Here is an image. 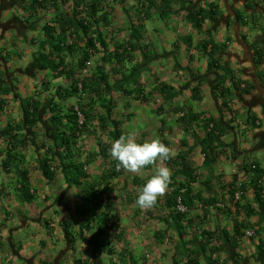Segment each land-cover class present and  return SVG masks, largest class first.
<instances>
[{
	"label": "crops",
	"instance_id": "1",
	"mask_svg": "<svg viewBox=\"0 0 264 264\" xmlns=\"http://www.w3.org/2000/svg\"><path fill=\"white\" fill-rule=\"evenodd\" d=\"M20 1L1 0L0 5V42L3 44H0V54L8 59L7 62H3L0 57V73L4 75L2 87L10 88L7 95L0 94V101L5 102V106L0 110V132L13 121L17 124L23 122V101L33 97L34 92L38 93L37 74L39 71L36 57L45 52V49H49L42 32V26L45 23H38L40 13L43 11L37 10L38 13L31 18L33 13L30 9L31 0H24L22 5ZM212 2L219 6V19L207 22L201 31L196 30L187 21V15L195 6L201 5L207 8ZM167 5L173 9L171 12L169 10L164 18L158 13L159 16L154 15L151 23H144L148 30L147 34H135L136 30L132 27L130 41L123 42L132 43L136 48L133 51L136 57L130 67L132 72L127 71L128 76L125 83H133L142 87L144 90L141 89L142 94H145L147 100L144 102L138 100L139 96L136 99L118 98L119 108L116 111L119 115L115 114L116 116H112L111 119L114 124H112L113 133L118 134L119 132V137L129 131H135L137 142L142 143L144 140L159 136L166 146L174 149L176 155L172 159L173 164L168 165L165 162L172 172L171 183L166 194L158 199L155 206L148 210H141L133 203V200L137 197V188L143 186L150 178L143 172L151 173V166L147 171L143 170L141 174H132L122 170L124 174L115 180L122 184L123 193L130 190L128 195L131 197L129 198L130 205L124 204L118 208V220L114 219L117 210L115 204L111 208L112 221L117 222L115 233L118 238L112 239L111 237L110 240L102 238L100 246H96L91 239L90 234L92 233L85 232L83 227V230H79L81 224H84L83 217L79 213L77 219L81 224L77 230L79 233L89 232L90 236L85 237L80 234V240L75 246V257L70 251L63 258L71 255L73 260L77 258V260H87L90 264H108L111 260L118 262V252L121 253L128 247L130 248L128 252L134 258L139 256L140 250L148 247L141 235L147 228L145 225L139 226L134 217L139 220L138 216L142 218L146 216L144 223L152 226L151 229L154 230L152 236L156 237V233L161 235L149 242V247L152 248L149 257L152 258L154 264L186 263L187 251L198 246L197 239L193 237L194 232L200 234L206 231L220 233L225 231L229 235V241L223 237L217 243L222 261L229 260L228 264H264V249H258V246L264 243V196L263 204H257L251 183L253 173L243 169V166L249 169V166L254 164L263 169L264 174V82L262 80L264 65L257 66L254 57L255 51L261 49L264 51V0H174ZM174 8L178 10V14ZM237 12L246 24L239 23L236 18ZM248 14H251L253 24L249 23ZM256 15L258 18H254ZM138 23L143 24L140 21ZM223 36L227 38L223 39ZM188 37L192 38L189 46L186 44ZM207 40H212L219 46L217 55L221 57L220 75L224 77L228 69L232 71L231 79L226 83L227 86L232 87L235 81L241 86L252 84L255 88L249 96H243L238 90L232 88L229 106L233 114L221 111V101L214 92L218 76L207 74L208 57L199 46ZM32 43H38V46L33 48ZM22 44L26 46L24 51L18 49ZM11 48L17 50V54L11 55L9 51ZM120 83L119 85L115 83L113 86H120ZM144 83H147V87ZM160 84H166L174 89L170 101L164 102L162 96L157 94L156 89ZM198 86L201 90V100L195 101L191 98L192 90ZM149 93L153 95L150 96ZM38 99L42 103V111L45 112L40 126L42 125L47 132L54 134V128L46 121L47 117H50L47 112V103L44 104L43 98ZM184 106L195 114L222 118L225 122L234 120L231 126L235 127V130L222 138L226 146L207 150L202 143L204 138L202 130L195 127L185 131L179 127L176 122L179 115L172 109ZM160 107L163 110L162 113L158 112ZM123 112L127 115L123 116ZM252 117L258 120L259 127L252 126L250 123ZM237 126L245 132L241 136L238 129L236 131ZM34 130L36 129L27 128L22 132H15L20 138L23 136L27 139L29 145L21 146L15 153H17V164L21 170H27L30 164L31 168L34 167V171L29 172L30 185L36 190V195L38 197L40 195L44 200L56 184L48 183L40 164L36 162L38 150L32 139ZM112 143L113 139L108 144L111 146ZM246 143L252 148L249 149ZM7 147V140L0 133L1 169ZM28 152H32L29 157ZM252 152L260 156L261 163L257 160L248 162V157ZM19 154L27 156L25 162L19 161ZM182 158L185 160L183 161ZM226 166L231 167V172L226 170ZM13 170L14 167L11 172L6 173L2 169L5 175L3 182L0 183V264H41L44 261L50 264L52 259H57L56 255L60 254L67 244L59 226L62 214L58 213V205L47 207L48 214L53 216L43 215L44 220L45 223L49 220L51 226L56 228L55 231L52 233L44 229V234L39 233L36 237L35 234L32 235L33 229L37 231L33 223L37 225L38 222L31 219L32 211L29 204L23 203L19 197L17 191L19 177L13 173L15 171ZM35 180L45 185L44 190L34 187ZM94 180L96 181L97 178L95 177ZM112 183L111 181L108 184L109 188H112ZM261 185L264 189V178ZM179 187H183V191L191 192L189 198L194 200V206L187 215V218L192 221L191 226L187 220L174 222L172 218L169 219L170 211L163 208L164 198ZM232 187L242 192L238 201L235 199L236 193L231 195ZM80 188L82 187H79V190ZM79 190L78 196L81 193ZM112 190L111 196L115 198L117 190L116 188ZM202 200H214L215 203L207 206V203H201ZM81 205L82 203L76 207V213L79 212ZM128 225L134 227L127 229ZM235 225L240 226L239 230L244 234L239 242L233 236ZM248 231H253L254 236L247 237ZM26 233L29 235L27 236ZM41 242H47L49 251L46 256L40 251ZM232 243L237 244L235 250L232 249ZM109 247L115 252L112 256L107 254ZM146 253L148 251H145ZM64 260H60L59 263L64 264ZM201 261L200 264L209 263L203 259ZM135 262L140 264L136 258ZM146 262L151 263V260L147 259Z\"/></svg>",
	"mask_w": 264,
	"mask_h": 264
},
{
	"label": "trees",
	"instance_id": "2",
	"mask_svg": "<svg viewBox=\"0 0 264 264\" xmlns=\"http://www.w3.org/2000/svg\"><path fill=\"white\" fill-rule=\"evenodd\" d=\"M53 1L54 0H31L30 9L33 10L31 18L34 17V14L38 13L37 10H48L50 8L57 9L52 3ZM172 1L174 0H144L141 4L142 9L140 10V13L143 15L142 18H144V20L151 18L152 12L158 10L159 7H161V9L168 10L167 12L159 13L160 16L164 18L169 10L171 11V7H169L167 3ZM24 2V0L20 1L21 4ZM106 6L110 8V4L107 2V0L106 3L105 0H79V2H77L76 8H82V12L85 14V17L79 15L78 18H75L74 16L68 14H57L53 22L46 23L42 27V32L47 44L49 45V49L38 54L36 57L37 69L39 72L52 74L54 80L64 79L65 81L70 82L69 91L62 89L60 88L61 86H59L57 88L56 94L52 97L50 96V100L47 103L50 117L46 121L49 122L54 128L55 140H53L57 143V150L64 151L61 167L65 173V182L66 184L75 187L82 186L83 180L90 179L89 173L86 170V163L73 160V147L75 146L76 141L84 131H90V125L94 121L99 122L98 128L102 129V132H105L109 128L110 124H113L112 119L108 118V115L103 116L92 114V107L94 108L97 101H106L105 95L109 94L112 89L117 88V86L114 87L109 82V75L106 73L104 66L108 64L113 65L114 67H111L112 74L116 76L120 74L122 76V79L115 81L116 84H119L120 81L122 82L119 86L120 91L123 90L122 93L128 97L133 95V93H128L125 91L126 89L124 87L126 86L125 81L127 78L123 74L121 66L125 62H128V60L130 61V54L131 52L135 51L136 48L134 46L132 47L131 45H117L113 51L109 49V43L107 41L106 35L100 30V26L104 28L111 26V16L109 13L110 9L107 11ZM101 12H103V14L100 15ZM219 17V6L215 2H212L207 8H204L201 5L195 6L187 15V21L196 30L201 31L207 22H214L218 20ZM140 18L141 17H139V19ZM236 18L241 25L244 23L246 24L239 12H237ZM138 26H141L140 28L143 29L142 23ZM137 27L135 25L133 26L134 30L140 33V29H137ZM69 38H75L73 43H67ZM186 40V44H188L187 46L191 45L192 38L188 37ZM199 46L204 54L208 57L207 74H217L218 76L217 82L214 85V92L215 96L221 101L220 109L223 112L227 111L228 113L233 114V111L229 106V100L232 97V88L238 90L243 96H249L251 91L255 88L252 84H244V88H241V85L235 81H233L232 87H228L226 83L229 79H231L230 77L232 71L228 69L227 74L224 77L220 75L219 72L221 70V57L217 55V53H219V46L212 40L202 42ZM66 52L71 53V55H74L75 53L80 54L75 66H70L66 62L67 56L64 54ZM0 57L3 59V62L8 61V59L2 57L1 54ZM254 57L255 64L257 66L264 65L263 49L255 51ZM93 59H97L100 64V67L97 69L98 74L96 77L83 78L82 70L84 69L86 63L92 61ZM3 76L4 75L0 73V94L7 95V93L10 92V88L2 87V83H4ZM262 77L264 82V72ZM79 85L82 86V91L86 94V98H90L87 104L79 105V112L83 114L85 119L82 124L79 122L78 112L75 110V107L66 109L64 105L60 103V100L63 98H76L81 101L84 100L79 95ZM156 90L157 94L162 96L164 102L170 101V97L174 94V89L166 84H160ZM140 94H142V91ZM200 94V86L193 88L191 96L192 100H201ZM149 95L152 96L153 94L149 93ZM142 98L143 102L144 100H147V97H144L143 95ZM4 106L5 102L0 101V110H2ZM102 106L109 110V101H106L104 104L102 103ZM22 109L24 115L23 122L21 124H17L15 121H13L0 132L1 136L5 138L8 143V147L5 150L6 156L2 163V169L4 172L9 173L11 172L12 167H16L14 170H16L15 174L19 177V187L17 188V191L20 195L19 197L23 203L30 204L34 202L36 196L32 193L29 171L21 170L19 168V164H17V153H15V151L21 146H29L28 140L24 139L23 136L20 138L19 134L15 132H22L27 128H32L33 126L42 123L45 112L42 111L41 101L36 97L24 100L22 103ZM89 110H91V112H89ZM162 111L163 110L160 107L158 112L162 113ZM172 111L179 115V118L176 120V122L183 130L188 131L195 127L202 130L204 133L202 143L205 148H207V150L225 147L226 145L223 143L222 138L235 130V127L231 126V123L234 122V120L225 122L222 118L217 119L213 117H206L203 114H195L189 108H187V106L173 108ZM257 121L258 120L254 117L250 119V123L254 127H257ZM61 128H63V131L60 130ZM106 133H109V131L107 130ZM109 135L112 136L113 141H115L118 139L120 134L119 132L116 134L115 132L113 133V131H110ZM98 147H100L102 155H109V149L111 147L110 145L99 144ZM43 148H46V146L43 145ZM53 148L54 147L51 146L46 149L44 161H42L40 165L43 175L48 180V183H52L55 176L52 166L49 163L57 157ZM206 153L205 155L207 156ZM182 160L184 161L185 159L182 158ZM166 163L168 165H172L173 160L170 159L166 161ZM113 164V171H110L109 173H103L100 181L90 183L88 186L82 187V192L85 196L84 204L82 207H80L79 213L83 217L84 231H89L92 233L91 239L96 246H100V241L102 238L110 239L111 237L109 232L117 229V224L115 221H112L113 215L111 214L112 190L108 187H105V184L108 182V178L117 177L116 162H113ZM147 169L148 167L146 170ZM243 169L246 172L253 173L251 183L253 184L255 191L256 202L257 204L262 205V198L264 196V189L261 185V181L264 178L263 169H260L258 165L255 166V169H248L247 166H243ZM183 190V187L177 188L164 198L162 204L164 209L170 211L169 219L172 218L174 222H183L184 220H187L191 226L192 221L187 218V215L189 214V210L194 206V200L189 198L191 192L188 190ZM231 191V195L233 196L235 193L233 187ZM103 196L107 201H105ZM178 199L182 200L183 204L188 210L187 213L182 214L176 210ZM135 200L136 199L133 200V203H135ZM201 203H207L206 205L210 206L214 204L215 201L202 200ZM72 224V221H63L62 223L65 238L71 245L76 244L77 242L75 233L73 229H71ZM95 225H97L98 228L94 231L93 226ZM46 226L48 227L47 224ZM239 228L241 227L237 225L234 226L233 236L237 239V242H239L244 236V234L240 232ZM200 234L194 232L193 237L197 239L196 242L198 246H195L187 251V261L185 264H200L202 263V259L208 261V264H228L229 260L222 261L220 258L221 252L220 248L217 246V243H219L223 237L225 240L229 241V235L227 232L223 231L220 233L217 231H206ZM160 236V234L156 233V237ZM236 248L237 244L232 243V249L235 250ZM258 249L263 250L264 243L259 245ZM107 250V254L109 256L114 255L113 249L109 247ZM125 259L130 260L131 264H137L135 262L134 256L130 252L127 250H122L118 256V263L121 261L124 264V262H126ZM75 264L90 263L87 260L83 261L78 259Z\"/></svg>",
	"mask_w": 264,
	"mask_h": 264
},
{
	"label": "rangeland",
	"instance_id": "3",
	"mask_svg": "<svg viewBox=\"0 0 264 264\" xmlns=\"http://www.w3.org/2000/svg\"><path fill=\"white\" fill-rule=\"evenodd\" d=\"M143 1L144 0H127L125 2L123 0H107V2L110 4V8L107 6L106 7H107V11H109V9H110L109 13L111 16V22H110L111 26H109L108 28H104V27L100 26V30L102 32H104V34L106 35L107 41L109 43L108 44L109 49L111 51H113L117 45H124L125 46L127 44L128 45L132 44V43L129 44V43H123V42L130 41V39H131L130 36L132 35V32H133L132 27L134 25L137 27L139 25L138 21L142 20L141 22H143V24H142L143 29L140 28L141 26L140 27L138 26L137 29L139 28L140 33L145 35L148 33V30L145 28L146 24H144V23H147V22L151 23L153 21L152 18L154 15L159 16L158 13H160L161 11H163V12L168 11L167 9L164 10V9H161V7H159L158 10L152 12L151 18L144 20V18H142L143 17L142 13H140V10L142 9L141 4L143 3ZM77 2H79V0H60V1L54 0L52 3L55 5V7L57 9L50 8L48 10H42L43 13H40L41 17L38 19V23L43 22L46 24V23L53 22L54 18L57 14L58 15L59 14H68V15L74 16L75 18H78L79 15H82V17H85V14L82 12V8H79V7L76 8ZM105 3H106V0H105ZM10 4H12L11 1H10ZM0 5H1V0H0ZM20 5H22V4H20ZM257 7L259 8L260 6L258 5ZM171 9H173V8H171ZM175 9L176 8H174V10ZM175 11H177V14L179 13L177 9ZM81 13H83V14H81ZM101 14H103V12H101L100 15ZM18 16H20V15H18ZM139 17H141V18L139 19ZM255 17L258 18L257 15L254 16V18ZM248 18H249V23L253 24L251 14H248ZM38 28H39V26H38ZM140 33L137 31L135 32V34H140ZM222 38L224 39L227 37L223 36ZM74 39L75 38H72V39L69 38L67 43H69V44L73 43ZM132 40H133V38H132ZM0 44H2V43L0 42ZM37 44L38 43H35V44L32 43L31 46H33V48H36L38 46ZM131 46L133 47V44ZM25 47H26L25 44H22L21 46L18 47V49L20 51H24ZM9 51L11 52V55L17 54V50H14L12 48ZM45 51H47V49H45ZM132 53L133 52H131V54ZM64 54H65V56H67L66 62L70 66H75L76 61L79 59L80 54L75 53L74 55L73 54L71 55V53H68V52H66ZM131 54H130V57H131L130 61L128 60V62H125L121 66L123 74L126 77L128 76L127 71L132 72V69H130V67H132V63L136 57L135 56L136 53H133L132 54L133 56H131ZM92 63L93 64L91 67V71L89 72V76L86 78L96 77V75L98 74L97 69H98V67H100L98 60L93 59ZM104 67H105L106 73L109 75V82L112 85H115L116 80L122 79V76L120 74L117 76L112 74L111 67H114L113 65L108 64ZM37 78H38L37 81L39 82V83L37 82V89H38L37 91L39 94H37V92H34L33 97H36L37 99L43 98L45 105L50 100V96L52 97L53 95L56 94L57 88L59 86H61L60 88L66 90V91H69L70 82L65 81L64 79H59L58 81H54L53 76L50 73H44V72L40 73L39 72V74H37ZM43 84H44V86H43ZM132 84L133 83L127 84V82H126V86L124 85L125 86L124 88L126 90L125 89L124 90L127 91L128 93L129 92L133 93V95L130 98L136 99L139 96L138 100L143 101L142 95H144V97H145V94H140L141 89L143 90V88L140 86L138 87L137 84H133V85ZM144 85L147 87V83H144ZM119 90H120V87L118 86L117 88L112 89L109 94L105 95L106 101H109V110L102 106V103L104 104L106 101H103V100H102V102L97 101L94 108L92 107V114L93 115L98 114V115H103V116L108 115V118H112V116L119 115V112L116 111V109L119 108L117 106V105H119V103L117 102L118 101L117 99L120 97H128L122 93L123 90L122 91H119ZM40 96H42V97H40ZM33 97H31V98H33ZM89 99L90 98L87 97L81 101V100L76 99V98L75 99L63 98L60 100V103L62 105H64V107L66 109H71L72 107L74 108V107L79 106V105L87 104ZM38 100H40V99H38ZM126 110H128L127 106H126ZM109 111H110V113H109ZM47 112H48V110H47ZM89 112H91V110H89ZM125 115H127V114L123 112V116H125ZM48 118L49 117H47V119ZM98 124H99L98 121H94L90 125L91 126L89 128L90 131H84L81 134V136L79 137V139L76 141L75 146L73 147V151H74V155L72 156L73 160H77V161H81L83 163H86V166H87L86 170L89 173V178H90L88 180H83L82 186H80V187L88 186V184H90V183L98 182L101 179L100 177H101L102 173H105V172L109 173L110 171H113V165H114L113 162H115V161H113L111 159L110 155H108V156L102 155V153L100 151V147H98L99 144L110 145L108 143H109V141L112 140V136H110L109 133H110V131H113L112 130L113 125L110 124L109 128L107 129L109 131V133H106L107 130L105 132H102V129L98 128ZM257 127H259V126H257ZM33 128L36 129L32 132V139L34 140V143L36 144V147L38 150V152H37L38 159L36 160L38 165L39 164L41 165V162L44 161L45 152H46V149L48 147H51V146L54 147L53 149H54V152L56 153L57 157L54 158L51 162H49L51 164L52 170L55 174L54 181L52 183H55L56 185L53 186L51 191L49 192V194L46 195L47 199L43 200L40 197V195L38 197V195H36V190L32 189L33 190L32 193L36 196V198H35L34 202H32L33 204H31V203L29 204L31 211H32L31 219L34 220L35 222H38V224H39V225L38 224L35 225L36 223H33L34 228H37V231L33 229L32 235L35 234V237H36L39 233L44 234V229L51 231L52 233L55 231L56 228L51 226V224L49 223V220H46V223H45L43 215H45V216L47 215L49 217L53 216V215L48 214L49 209L47 210V207H49L50 205H51V207L53 205H58V209H57L58 213L62 214L61 215V221L59 222V224H60L59 226L61 227L63 233H64L63 226H62L63 221L64 222L72 221L73 224H72V227L71 226L70 227H71V229H73L75 236L77 238V241L80 240V234H83L85 237H89L91 235V234L88 235L89 232L87 234L83 233V232L79 233V231L77 230V228L80 226L81 223L77 219L79 212L76 213V211H77L76 207L80 203H82V205L84 204V196L85 195L82 192V188H80L81 190H79V187L68 185L65 182V179H64L65 173L63 172L62 167H61V163H62L61 161L63 158L62 156L64 154V151L63 150H61V151L57 150V148H56L57 143H56V141H54L55 140L54 134L47 132L45 130V128H43L42 125L40 126V123L35 125L34 127H32V129ZM237 129H238V132L240 133V136L242 135V133H245V132H242V130L239 126L236 127V131H237ZM60 130L63 131V128H61ZM43 145H45L46 148H43ZM247 147H249V149L252 148V146L250 144H247ZM35 153H36V150H35ZM27 154L29 157L32 155V152H28ZM21 156H22L21 154L18 155V158L20 159L19 161L25 162L27 156H22V158H20ZM248 159H249L248 162L257 160L258 162L261 163L260 156L256 152H252L251 155H249ZM49 161H50V159H49ZM30 166H31V164L29 165V168L31 170H29V168H27V170L29 172L34 171V167L31 168ZM15 168L16 167L14 166V169ZM226 170L231 172V167L226 166ZM144 171H147V170L144 169ZM116 172H117L116 173L117 177L108 178V182H107V184H105V187H108V184H110V182L112 181L113 182L112 188H109V187L108 188L111 190L113 188H116V190H117V194H116L115 198L111 196L112 197L111 202H112V205L115 204V206L117 208L116 213L114 214L115 215L114 219L118 220V216H119V209L118 208L124 204L130 205L129 198L131 196L129 197V195H128L130 190L126 191V193H123V191L121 190L123 188L121 186L122 184L117 183V181L115 180V178H119V176H121V174L122 175L124 174L123 171L120 170V171H116ZM13 173H16V170ZM4 175H5V173L2 171L1 166H0V183L3 182ZM6 176H7V174H6ZM95 177L97 178L98 181L94 180ZM10 182H11V180H10ZM10 182H9V184H10ZM34 187L40 188L41 190H44L45 185L42 184L41 181L35 180L34 181ZM78 190L81 192L79 194V196H78V193H79ZM130 194H132V192H130ZM103 198L105 199L104 196H103ZM105 201H107V200L105 199ZM82 205H81V207H82ZM143 217L144 218L138 216V218H140L139 220L136 219V217H134V220L138 221L137 224L139 226H144V225L146 226L147 229H144V231H143L144 233L142 232L141 235H142L143 242L148 244V247H144L143 250L141 249L139 256L137 255L135 258L138 259L140 264L141 263L142 264H154L152 262V258L149 257L150 252L152 251V248L149 247V242L154 240L156 237L152 236V232L154 231L151 229L152 226L146 225L147 223H144V219H146V216H143ZM128 219H130L129 215H128ZM46 224L48 225V227L46 226ZM83 225L84 224H81V228L79 230H83L82 229ZM93 227H94V230H96L98 228L97 225H95ZM118 227H120V226L118 225ZM132 227H134V226L128 225L127 229L132 228ZM41 229H43V231ZM115 232H117V231L112 230L111 232H109L110 237H112V239H114V237L116 236ZM26 235L28 236L29 233H26ZM49 238H50V235H49ZM49 238H47V241H49ZM64 238H65V233H64ZM65 240H66V238H65ZM66 243H69V242L66 240ZM40 245H41L40 251L44 252V255L46 256V253L48 254V251H49L48 247H47V242H41ZM69 245L73 246V247L76 246V244L71 245L70 243H69ZM58 248H60V247H58ZM123 250L129 251L130 248L128 247V248L123 249ZM145 251H148V253L145 254ZM118 253L120 255V252H118ZM45 256H41V257L44 258ZM58 256H59V254L57 255V257ZM147 259L151 260V263H147L146 262ZM125 261H126V262H124L125 264H131L129 262V260L125 259ZM45 263H46V261H45ZM115 263L116 264H123L121 261H120V263H118L114 260H111L108 264H115ZM64 264H75V263L72 262V259L69 256L68 259H66V262H64Z\"/></svg>",
	"mask_w": 264,
	"mask_h": 264
},
{
	"label": "clouds",
	"instance_id": "4",
	"mask_svg": "<svg viewBox=\"0 0 264 264\" xmlns=\"http://www.w3.org/2000/svg\"><path fill=\"white\" fill-rule=\"evenodd\" d=\"M241 88H244V85ZM257 122L256 125L259 126ZM109 155L116 162L117 171L141 174L145 168L151 166V173L143 172L150 178L143 186L137 188L135 204L139 209L152 208L158 199L166 194L171 183L172 172L165 162L173 159L176 153L174 149L166 146L159 136L139 143L136 132L129 131L111 144Z\"/></svg>",
	"mask_w": 264,
	"mask_h": 264
},
{
	"label": "built area",
	"instance_id": "5",
	"mask_svg": "<svg viewBox=\"0 0 264 264\" xmlns=\"http://www.w3.org/2000/svg\"><path fill=\"white\" fill-rule=\"evenodd\" d=\"M92 61H89L86 63L84 69L82 70V76L83 77H88L89 76V72L91 71V67H92ZM79 95L82 97V99H85L86 98V94L82 91V86L79 85ZM75 110L78 112V116H79V122L80 124H82L84 122V116L81 112H79V106H76L75 107ZM252 169H255V166L253 165ZM236 193V194H235ZM235 199L236 201H238L241 196H242V192L241 191H235ZM176 210L179 212V213H182V214H185L188 212L187 208L185 207V205L183 204L182 200L181 199H178L177 201V206H176ZM246 236L247 237H253L254 236V232L253 231H248L246 233Z\"/></svg>",
	"mask_w": 264,
	"mask_h": 264
},
{
	"label": "flooded vegetation",
	"instance_id": "6",
	"mask_svg": "<svg viewBox=\"0 0 264 264\" xmlns=\"http://www.w3.org/2000/svg\"><path fill=\"white\" fill-rule=\"evenodd\" d=\"M75 246L73 247V246H70L69 245V243H67L66 245H65V247L61 250V252H60V254H59V256L57 257V255H56V257H57V259L56 258H54V259H52L51 261V263L50 264H60L59 262H60V260L62 261L63 259H65L64 260V262H66V258H68V256L66 257V258H63L64 256H66V254H68V252L70 253V251L72 252L71 253V255L72 256H74L75 257V253H74V251H75ZM73 253H74V255H73ZM70 255V257H71V259H72V262L73 263H75L76 261H77V258H76V260H73V257ZM41 264H48L47 262L45 263V261L43 262V263H41ZM62 264V263H61Z\"/></svg>",
	"mask_w": 264,
	"mask_h": 264
}]
</instances>
